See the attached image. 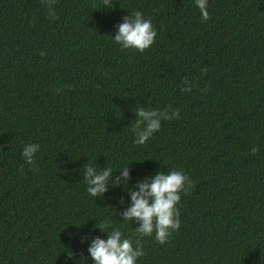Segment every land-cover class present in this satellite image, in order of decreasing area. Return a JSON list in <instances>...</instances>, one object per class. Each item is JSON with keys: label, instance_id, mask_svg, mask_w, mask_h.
<instances>
[{"label": "trees", "instance_id": "16d2710c", "mask_svg": "<svg viewBox=\"0 0 264 264\" xmlns=\"http://www.w3.org/2000/svg\"><path fill=\"white\" fill-rule=\"evenodd\" d=\"M103 3L54 0L52 18L45 0H0V264L87 256L105 219L135 247L127 191L170 169L192 181L180 226L139 237L137 264H264V0H208L206 21L194 0ZM137 10L156 29L143 52L112 38ZM169 105L179 118L134 144L135 108ZM85 164L127 165V188L89 196Z\"/></svg>", "mask_w": 264, "mask_h": 264}, {"label": "clouds", "instance_id": "9594fccd", "mask_svg": "<svg viewBox=\"0 0 264 264\" xmlns=\"http://www.w3.org/2000/svg\"><path fill=\"white\" fill-rule=\"evenodd\" d=\"M45 3L48 6V14L55 18L51 7L54 0H45ZM107 3L108 0H104L103 5L107 6ZM194 3L199 10L201 21H206L209 18L208 0H194ZM114 27L116 31L112 38L122 49L132 48L143 52L150 47L156 36V29L151 20L144 18L139 10L131 16L127 14L122 17L121 22ZM192 86V82L185 80L181 91H191ZM135 117L132 128L133 143L143 144L154 132L159 131L162 120L178 119L179 109L171 108L170 105L163 109L140 106L135 108ZM39 147L36 143L23 146L21 156L26 164H34V155ZM251 151L255 152L256 148L253 147ZM118 169L119 173L116 175L111 167L97 168L95 164H85L82 175L87 194L97 198L103 196L109 187L127 188L129 168L126 165ZM191 184L187 173L174 169L167 172L156 171L152 175L137 179L135 187L127 191V205L120 211L121 220L136 221L135 247L132 239L124 236L119 228L111 227V221L105 219L93 226L103 231L105 236L88 238L87 256L69 246L65 249L64 264H88L89 258L91 264H137L138 258L144 255L139 237L154 236L158 243H164L170 232L179 228L180 219L176 205L181 194L186 192Z\"/></svg>", "mask_w": 264, "mask_h": 264}]
</instances>
